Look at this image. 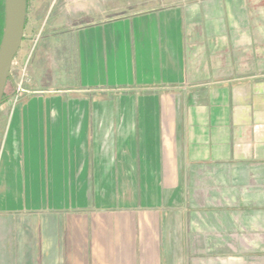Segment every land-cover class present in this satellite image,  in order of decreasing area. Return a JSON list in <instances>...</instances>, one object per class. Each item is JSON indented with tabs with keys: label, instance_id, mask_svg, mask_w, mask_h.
Segmentation results:
<instances>
[{
	"label": "crops",
	"instance_id": "1",
	"mask_svg": "<svg viewBox=\"0 0 264 264\" xmlns=\"http://www.w3.org/2000/svg\"><path fill=\"white\" fill-rule=\"evenodd\" d=\"M75 41L74 77L32 86L9 113L0 162L10 190L46 182L67 196L70 184L72 205L6 223L1 261L264 264L262 237H241L238 261L230 239L221 260L199 261L187 235L191 194L217 182L239 190L223 228L264 231V0L170 6L85 26ZM87 81L107 92L90 99Z\"/></svg>",
	"mask_w": 264,
	"mask_h": 264
},
{
	"label": "rangeland",
	"instance_id": "2",
	"mask_svg": "<svg viewBox=\"0 0 264 264\" xmlns=\"http://www.w3.org/2000/svg\"><path fill=\"white\" fill-rule=\"evenodd\" d=\"M198 1L202 0H27L24 38L10 69L11 79L7 82L3 96L5 102L0 106V162L4 139L2 135H4L9 113L15 110L25 94L31 93L32 90L28 89L38 84L48 86L54 84L56 80H70L74 77L75 63L81 64V56H78L75 62V53L76 51L79 53L75 41L77 31L96 23ZM4 3L5 0H0V43L6 23ZM85 79L88 78L85 76ZM91 79L99 83V74ZM15 82L22 83L25 89L23 95L16 92ZM108 87L107 83L102 86L87 81L80 89L86 90L89 98L94 100L103 89L107 92ZM33 93L38 94L35 90ZM1 175L0 166V229L4 228L6 223L39 222L40 224L45 219H53L55 216L59 219L61 216L57 214L59 210L72 205L69 195L70 184L66 185L68 187L67 196L61 191L54 194L53 184L49 186L46 182L21 183L18 188L20 190L17 192L15 185L12 190L9 189L11 184L4 183ZM228 188L223 182L210 185L200 184V188L191 194L192 205L189 207L188 216L189 222L196 229L188 230L187 235L191 244L197 243L200 246L197 249L191 247L193 254L191 253L190 259L200 261L210 256L219 261L224 257V241L230 239L233 242L231 245L232 260L238 261V243L241 237L253 240L257 237L264 238V231L245 232L239 229L226 230L223 228L224 212L235 211L237 207L234 206L239 204V190L237 189V193L232 190V195L229 196ZM151 198L153 205L158 203L157 194L154 191ZM137 203H140L139 200ZM231 203L232 206L228 207ZM118 205L122 208L127 206L123 200ZM185 205L187 207V204ZM123 211L126 212V210ZM236 214L238 217V213ZM235 226L238 228L239 225ZM185 231L186 225L184 226V237L186 236ZM185 256H187L186 249ZM0 264H7L6 259L1 261V256Z\"/></svg>",
	"mask_w": 264,
	"mask_h": 264
},
{
	"label": "water",
	"instance_id": "3",
	"mask_svg": "<svg viewBox=\"0 0 264 264\" xmlns=\"http://www.w3.org/2000/svg\"><path fill=\"white\" fill-rule=\"evenodd\" d=\"M27 0H5L6 23L0 45V106L5 102L7 82L11 79V65L24 38Z\"/></svg>",
	"mask_w": 264,
	"mask_h": 264
},
{
	"label": "built area",
	"instance_id": "4",
	"mask_svg": "<svg viewBox=\"0 0 264 264\" xmlns=\"http://www.w3.org/2000/svg\"><path fill=\"white\" fill-rule=\"evenodd\" d=\"M14 59H15V58H14ZM13 61H14V60H13ZM12 64H13V62H12ZM11 67H12V65H11ZM15 83H16V84H15L16 92H17L19 95H23L25 89L23 88L22 83H21V82H15Z\"/></svg>",
	"mask_w": 264,
	"mask_h": 264
}]
</instances>
